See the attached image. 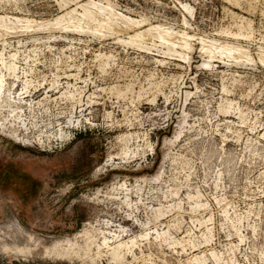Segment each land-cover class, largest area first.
Listing matches in <instances>:
<instances>
[{
	"label": "rangeland",
	"instance_id": "374dc122",
	"mask_svg": "<svg viewBox=\"0 0 264 264\" xmlns=\"http://www.w3.org/2000/svg\"><path fill=\"white\" fill-rule=\"evenodd\" d=\"M0 264H264V0H0Z\"/></svg>",
	"mask_w": 264,
	"mask_h": 264
},
{
	"label": "bare ground",
	"instance_id": "6f19581e",
	"mask_svg": "<svg viewBox=\"0 0 264 264\" xmlns=\"http://www.w3.org/2000/svg\"><path fill=\"white\" fill-rule=\"evenodd\" d=\"M132 241V240H131ZM133 242V241H132ZM135 246V245H134ZM122 249V248H121ZM29 253H31V251L29 252ZM27 254H28V252H27ZM33 254H35V252L33 253ZM32 255V254H31ZM194 260L196 261V262H198V263H201V262H203V259L202 258H200V257H198V256H195L194 257Z\"/></svg>",
	"mask_w": 264,
	"mask_h": 264
}]
</instances>
